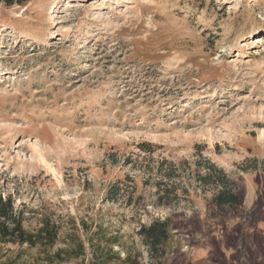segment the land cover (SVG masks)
I'll return each instance as SVG.
<instances>
[{"label": "rangeland", "instance_id": "rangeland-1", "mask_svg": "<svg viewBox=\"0 0 264 264\" xmlns=\"http://www.w3.org/2000/svg\"><path fill=\"white\" fill-rule=\"evenodd\" d=\"M198 153L236 183L239 207L218 213L185 174L186 195L157 200V162ZM117 182L127 195L107 202ZM0 194L25 230L58 227L48 256L82 242L60 264L99 251L109 264H264V0L0 4ZM156 219L170 227L160 262L136 234ZM21 251L22 264L45 254L0 244V258Z\"/></svg>", "mask_w": 264, "mask_h": 264}, {"label": "trees", "instance_id": "trees-1", "mask_svg": "<svg viewBox=\"0 0 264 264\" xmlns=\"http://www.w3.org/2000/svg\"><path fill=\"white\" fill-rule=\"evenodd\" d=\"M21 1L24 0H0V4L9 7ZM137 148L143 153H149L152 145L142 142L137 145ZM197 156L198 160L192 163L186 160L174 163L165 159L157 162V173L159 175V179L155 183L157 200L165 205H170L179 198V191L183 196L186 195L188 190L185 187H180L175 182L176 179L181 178L182 174H185L188 178H193L200 189L212 191L211 204L218 213L239 207L243 198L236 187V183L214 163L200 157V154ZM133 193L134 190L132 189L128 197H126L127 201L132 200ZM125 195H127L125 189H122L120 183L117 182L107 188L105 200L107 202H115L118 198H122ZM57 234L58 227H55L47 219L41 221L40 227L36 231L25 230L20 216L14 212L11 198L3 197L0 194V244L16 246L19 249L23 246L38 248L46 254V249L54 245ZM136 234L146 246L150 258L160 262L164 258V245L170 235L169 220L156 219L148 226L141 225ZM23 253L22 251L17 253L13 259H8L7 255H5L0 258V264H22L19 263V259H21ZM83 253L84 246L82 242H78L74 251L59 250L52 257L44 254L43 259L26 264H60L79 258ZM93 257L95 259L90 264H109L110 260L114 258L103 254L101 251L93 253ZM80 264H84V262L82 261Z\"/></svg>", "mask_w": 264, "mask_h": 264}]
</instances>
